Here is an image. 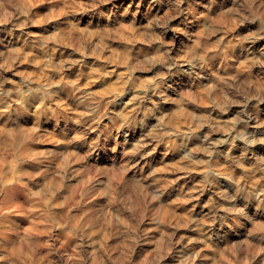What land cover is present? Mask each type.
Returning a JSON list of instances; mask_svg holds the SVG:
<instances>
[{
  "label": "rangeland",
  "instance_id": "obj_1",
  "mask_svg": "<svg viewBox=\"0 0 264 264\" xmlns=\"http://www.w3.org/2000/svg\"><path fill=\"white\" fill-rule=\"evenodd\" d=\"M0 264H264V0H0Z\"/></svg>",
  "mask_w": 264,
  "mask_h": 264
},
{
  "label": "bare ground",
  "instance_id": "obj_2",
  "mask_svg": "<svg viewBox=\"0 0 264 264\" xmlns=\"http://www.w3.org/2000/svg\"><path fill=\"white\" fill-rule=\"evenodd\" d=\"M177 34V33H176ZM175 35V34H174ZM185 66H188V68H189V64H187V62L185 63ZM191 66V65H190ZM126 91V90H125ZM124 91V93H122V94H120V96L118 97L119 98V100H120V102L122 103V102H124V103H134L135 101H133L134 100V98L136 97V96H138L139 95V93H143V89H134V90H132L131 92H130V94H128V92L126 91L125 92ZM30 93H32V92H30ZM30 93H29V96H30ZM28 96V95H27ZM128 96V97H127ZM130 96V97H129ZM127 97V100L126 101H124V99Z\"/></svg>",
  "mask_w": 264,
  "mask_h": 264
}]
</instances>
